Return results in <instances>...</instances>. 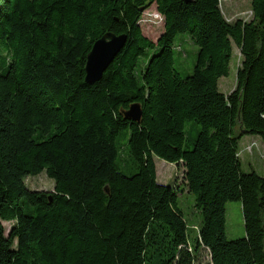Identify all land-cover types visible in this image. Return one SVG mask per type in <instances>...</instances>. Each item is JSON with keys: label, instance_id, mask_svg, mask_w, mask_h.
I'll return each instance as SVG.
<instances>
[{"label": "trees", "instance_id": "1", "mask_svg": "<svg viewBox=\"0 0 264 264\" xmlns=\"http://www.w3.org/2000/svg\"><path fill=\"white\" fill-rule=\"evenodd\" d=\"M251 1L253 20L229 23L221 0H0V264H195L203 249L211 264H264V177L243 172L239 152L245 135L264 141V0ZM153 5L157 43L141 27ZM108 33L127 42L88 84ZM179 35L198 48L187 76ZM234 45L243 61L227 96ZM155 157L184 168L183 187L159 183ZM43 172L54 192L27 187ZM230 202L242 203V239L227 236Z\"/></svg>", "mask_w": 264, "mask_h": 264}, {"label": "rangeland", "instance_id": "2", "mask_svg": "<svg viewBox=\"0 0 264 264\" xmlns=\"http://www.w3.org/2000/svg\"><path fill=\"white\" fill-rule=\"evenodd\" d=\"M221 10L225 19L229 23H235L238 20L250 22L253 20L254 14L251 0H221ZM143 33L153 42L157 43L164 31V20L157 12L153 5L144 13L141 21ZM184 35H179L177 46L182 53L184 59H188L191 55L195 56L198 52L196 46L193 47L188 39L180 40ZM192 57V58H193ZM191 58V59H192ZM181 61L182 71L185 76L193 73L194 60ZM183 60V59H182ZM243 57L240 49L234 45V55L231 60L229 75L223 77L219 81L220 92L230 95L237 87V73L242 66ZM236 135L240 134L239 128L235 131ZM239 152L242 164V171L245 173L256 172L259 176L264 177V141L258 136L245 135L239 141ZM158 181L162 185H178L183 187L184 168L182 166L171 164L155 157ZM26 185L31 191L54 192L55 182L49 179L46 172L38 176H29ZM188 191H183L179 200L180 209L183 211L185 219L188 223L190 233L196 235L195 227L201 223V215L195 208V199L193 195H188ZM227 220L226 230L228 238L232 240L242 239L246 236L244 225V214L241 202H230L227 204ZM5 228V236H8L11 229V223H3ZM195 264H211L209 252L202 250Z\"/></svg>", "mask_w": 264, "mask_h": 264}, {"label": "water", "instance_id": "3", "mask_svg": "<svg viewBox=\"0 0 264 264\" xmlns=\"http://www.w3.org/2000/svg\"><path fill=\"white\" fill-rule=\"evenodd\" d=\"M187 3H193L196 0H185ZM127 42V36H116L108 33L98 40L87 57L86 64V82L95 84L103 79L108 67L112 64L118 54L121 53ZM140 106L135 105L127 113V117L133 121L141 120ZM1 243V232H0Z\"/></svg>", "mask_w": 264, "mask_h": 264}]
</instances>
